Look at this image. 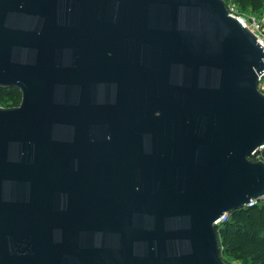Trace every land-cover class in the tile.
Listing matches in <instances>:
<instances>
[{
    "label": "water",
    "instance_id": "95a60500",
    "mask_svg": "<svg viewBox=\"0 0 264 264\" xmlns=\"http://www.w3.org/2000/svg\"><path fill=\"white\" fill-rule=\"evenodd\" d=\"M263 72L225 0H0V264H227Z\"/></svg>",
    "mask_w": 264,
    "mask_h": 264
},
{
    "label": "trees",
    "instance_id": "16d2710c",
    "mask_svg": "<svg viewBox=\"0 0 264 264\" xmlns=\"http://www.w3.org/2000/svg\"><path fill=\"white\" fill-rule=\"evenodd\" d=\"M234 2L241 8H251L255 12L264 8V0ZM21 101L22 93L19 89L0 87L1 107H17ZM259 157L264 160V150ZM217 233L222 255L239 258L242 264H264V204L238 208L229 213L228 219L217 228Z\"/></svg>",
    "mask_w": 264,
    "mask_h": 264
},
{
    "label": "built area",
    "instance_id": "2783aa9c",
    "mask_svg": "<svg viewBox=\"0 0 264 264\" xmlns=\"http://www.w3.org/2000/svg\"><path fill=\"white\" fill-rule=\"evenodd\" d=\"M227 7L229 9L230 15L236 17L234 15L235 8L231 4L230 5L228 4ZM238 19L241 21L243 26L245 25L246 27L250 28L253 31V33L257 36L258 43L264 48V16L261 17L254 15L249 17V19H241V18ZM258 88L262 93H264V72L261 73L258 77ZM258 204H264V197L261 199V201ZM227 219H228V214H225L221 219L217 221V223L221 225Z\"/></svg>",
    "mask_w": 264,
    "mask_h": 264
},
{
    "label": "rangeland",
    "instance_id": "374dc122",
    "mask_svg": "<svg viewBox=\"0 0 264 264\" xmlns=\"http://www.w3.org/2000/svg\"><path fill=\"white\" fill-rule=\"evenodd\" d=\"M228 4L232 5L235 8L234 15L238 18L241 19H249V17L257 15V16H264V8L258 10L257 12L252 11L251 8H241L240 6L236 5L234 0H226ZM260 159V157L256 158V160ZM222 259L227 263V264H242L241 259L230 256V255H222Z\"/></svg>",
    "mask_w": 264,
    "mask_h": 264
}]
</instances>
